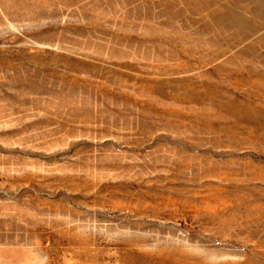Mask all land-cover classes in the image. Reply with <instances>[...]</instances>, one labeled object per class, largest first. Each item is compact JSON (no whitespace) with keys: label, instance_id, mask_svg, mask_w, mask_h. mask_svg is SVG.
Returning <instances> with one entry per match:
<instances>
[{"label":"rangeland","instance_id":"1","mask_svg":"<svg viewBox=\"0 0 264 264\" xmlns=\"http://www.w3.org/2000/svg\"><path fill=\"white\" fill-rule=\"evenodd\" d=\"M0 264H264V0H0Z\"/></svg>","mask_w":264,"mask_h":264}]
</instances>
